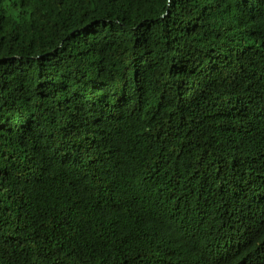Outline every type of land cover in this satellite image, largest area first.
I'll return each instance as SVG.
<instances>
[{
  "label": "trees",
  "instance_id": "obj_1",
  "mask_svg": "<svg viewBox=\"0 0 264 264\" xmlns=\"http://www.w3.org/2000/svg\"><path fill=\"white\" fill-rule=\"evenodd\" d=\"M0 264H264V0H0Z\"/></svg>",
  "mask_w": 264,
  "mask_h": 264
}]
</instances>
